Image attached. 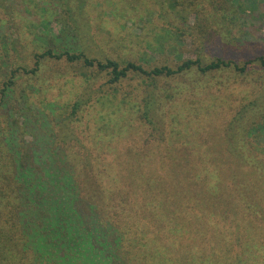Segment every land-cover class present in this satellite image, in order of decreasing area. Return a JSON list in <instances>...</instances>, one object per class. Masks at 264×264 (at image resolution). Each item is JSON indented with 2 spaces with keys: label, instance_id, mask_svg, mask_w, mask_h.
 Here are the masks:
<instances>
[{
  "label": "rangeland",
  "instance_id": "1",
  "mask_svg": "<svg viewBox=\"0 0 264 264\" xmlns=\"http://www.w3.org/2000/svg\"><path fill=\"white\" fill-rule=\"evenodd\" d=\"M48 48L86 50L92 57L133 61L145 68L177 67L183 60L197 58L205 63L219 58L233 63L206 75L193 69L180 76L160 77L155 84L150 77L130 73L117 84L118 96L113 98L108 75L79 62L48 59L40 71L18 76L4 90L13 71L31 70L36 54ZM261 57L264 0H176V4L173 0H0V123L8 137L32 151L47 147L60 164L65 157L56 126L76 100L86 99L77 114L78 135L93 147L88 148L94 158L111 160L116 155L115 174L120 175L117 155L127 147L134 150L127 158L132 165L148 157L152 146L143 145L140 138L155 134V127L157 133L173 131V140H193V147L178 150V158L191 160L187 151L193 149L203 165L217 166L215 173L224 178L232 169L230 164L238 160L225 154L227 146H232V134L264 147ZM236 64L247 68L243 71ZM148 87L161 97L154 124L143 117ZM87 88L88 94L84 93ZM124 95L129 96L125 103L121 102ZM237 116H243L239 123ZM106 124L116 130L117 141H98L97 132ZM125 124L129 134L120 142L118 130ZM90 132L96 136L87 138ZM172 145L182 147L179 142L163 145L166 157ZM156 146L152 155L157 159L160 148Z\"/></svg>",
  "mask_w": 264,
  "mask_h": 264
},
{
  "label": "trees",
  "instance_id": "2",
  "mask_svg": "<svg viewBox=\"0 0 264 264\" xmlns=\"http://www.w3.org/2000/svg\"><path fill=\"white\" fill-rule=\"evenodd\" d=\"M48 59L79 62L108 75L113 98L118 96L117 84L130 73L150 77L155 84L160 77L193 69L206 75L233 63L197 58L177 67L145 68L133 61L92 57L86 50L48 48L36 54L31 70L13 71L4 90L18 76L40 71ZM260 61L264 66L263 57ZM156 94L160 92L148 87L143 96V117L151 124L159 118L154 112L161 97ZM128 98L124 95L121 102ZM86 101L76 100L56 126L65 157L60 164L47 147L32 151L8 137L0 123V264H264V147L232 134V146L225 154L238 160L223 178L215 173L217 166L203 165L193 149L187 151L191 160L178 158V150L190 149L193 140H173V131L157 133L153 126L155 134L140 138L143 145L152 146L148 157L132 165L127 158L134 150L120 151L118 175L113 166L116 155L111 160L94 158L78 135L77 114ZM237 117L239 123L243 116ZM127 126L119 127L120 142L129 134ZM97 133L104 144L117 141L116 130L107 124ZM94 135L90 132L87 138ZM173 142L182 147L170 146L166 157L162 146ZM153 146L160 148L157 159Z\"/></svg>",
  "mask_w": 264,
  "mask_h": 264
}]
</instances>
